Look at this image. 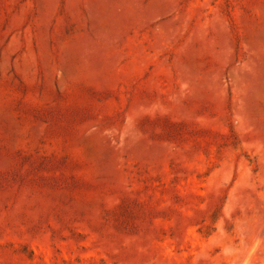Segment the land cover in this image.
Returning a JSON list of instances; mask_svg holds the SVG:
<instances>
[{
	"label": "rangeland",
	"instance_id": "374dc122",
	"mask_svg": "<svg viewBox=\"0 0 264 264\" xmlns=\"http://www.w3.org/2000/svg\"><path fill=\"white\" fill-rule=\"evenodd\" d=\"M0 264H264V0H0Z\"/></svg>",
	"mask_w": 264,
	"mask_h": 264
}]
</instances>
